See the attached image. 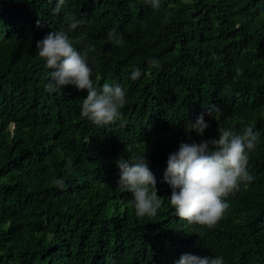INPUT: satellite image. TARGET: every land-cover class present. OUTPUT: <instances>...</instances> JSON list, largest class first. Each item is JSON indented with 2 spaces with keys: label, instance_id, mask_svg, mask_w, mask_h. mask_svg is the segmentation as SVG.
<instances>
[{
  "label": "trees",
  "instance_id": "trees-1",
  "mask_svg": "<svg viewBox=\"0 0 264 264\" xmlns=\"http://www.w3.org/2000/svg\"><path fill=\"white\" fill-rule=\"evenodd\" d=\"M56 8L57 0H0V264H175L183 254L264 264V0H162L159 10L144 0H65ZM76 20L74 34L95 46L97 84L126 92L122 123L84 118L86 91L46 89L50 69L36 42ZM113 30L124 36L120 47L107 39ZM136 68L144 75L133 81ZM208 104L221 115L205 116L203 139L248 125L261 136L249 154L254 182L197 236L201 226L166 201L163 176L168 155L187 142L184 123ZM144 150L162 198L155 218L138 217L117 187L115 161Z\"/></svg>",
  "mask_w": 264,
  "mask_h": 264
},
{
  "label": "clouds",
  "instance_id": "clouds-1",
  "mask_svg": "<svg viewBox=\"0 0 264 264\" xmlns=\"http://www.w3.org/2000/svg\"><path fill=\"white\" fill-rule=\"evenodd\" d=\"M65 0H57V8ZM153 10H159L162 0H144ZM83 23L81 20L70 22L56 30H51L36 42L37 55L50 69L46 89L49 93H61L66 86L87 92L82 100L81 115L94 125L109 126L123 122L121 108L126 103V92L118 83L97 84L93 78L91 56L95 46L80 33L74 34ZM107 39L116 47L124 44L122 33L113 30ZM158 64L156 59L148 61ZM144 73L136 68L130 79H140ZM194 122L187 120L184 131L187 142L179 144L166 161L163 182L171 189L168 204L180 219L189 224L201 226L197 236L204 234V228H212L229 208L227 198L242 187L254 182L255 177L248 170L249 154L260 141L261 132L248 125L237 131L228 127H217V136L203 139L210 127L205 116L217 120L220 108L208 104ZM200 137L199 142L192 134ZM119 170L117 187L131 194V205L138 217L155 218L161 208L162 198L158 196L157 181L151 171L146 150L136 158L123 156L115 161ZM62 185V180L55 182ZM164 200V199H163ZM175 264H226L222 254L192 255L183 254Z\"/></svg>",
  "mask_w": 264,
  "mask_h": 264
}]
</instances>
